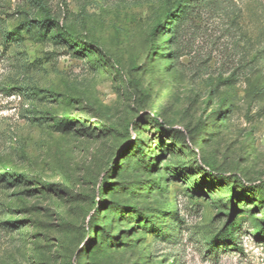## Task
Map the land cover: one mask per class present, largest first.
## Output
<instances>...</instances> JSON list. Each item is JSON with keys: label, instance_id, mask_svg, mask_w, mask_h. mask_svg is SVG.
I'll return each instance as SVG.
<instances>
[{"label": "rangeland", "instance_id": "1", "mask_svg": "<svg viewBox=\"0 0 264 264\" xmlns=\"http://www.w3.org/2000/svg\"><path fill=\"white\" fill-rule=\"evenodd\" d=\"M0 0V264H264V0Z\"/></svg>", "mask_w": 264, "mask_h": 264}, {"label": "trees", "instance_id": "2", "mask_svg": "<svg viewBox=\"0 0 264 264\" xmlns=\"http://www.w3.org/2000/svg\"><path fill=\"white\" fill-rule=\"evenodd\" d=\"M37 4L43 13L42 21L48 23L49 25L54 24L56 22V19L55 16L51 14L49 8L41 0H38Z\"/></svg>", "mask_w": 264, "mask_h": 264}]
</instances>
